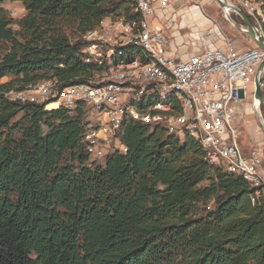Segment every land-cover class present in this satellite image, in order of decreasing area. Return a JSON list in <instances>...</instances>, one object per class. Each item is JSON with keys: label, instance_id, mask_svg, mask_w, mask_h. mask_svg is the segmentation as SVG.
I'll list each match as a JSON object with an SVG mask.
<instances>
[{"label": "trees", "instance_id": "obj_1", "mask_svg": "<svg viewBox=\"0 0 264 264\" xmlns=\"http://www.w3.org/2000/svg\"><path fill=\"white\" fill-rule=\"evenodd\" d=\"M5 1L24 12H0V264H264V185L210 164L197 140L125 119L115 138L126 152L99 163L85 151L97 124L84 105L5 98L106 71L84 61L83 36L104 19L138 18L133 1Z\"/></svg>", "mask_w": 264, "mask_h": 264}, {"label": "built area", "instance_id": "obj_2", "mask_svg": "<svg viewBox=\"0 0 264 264\" xmlns=\"http://www.w3.org/2000/svg\"><path fill=\"white\" fill-rule=\"evenodd\" d=\"M171 1L172 0H141L142 13L147 28V38H138L137 36L136 41H143L146 44H150L151 47H157V49L162 52L164 58L173 63L178 69L177 80H170V82L158 81L159 84L165 87L169 83H183L189 87L191 95L197 100L199 105L198 121H203V128H206V135L212 136L213 151H221V154H227V161H223L225 167L230 163L227 137H234L239 155V162H237L238 167L243 169L245 166H252L254 169L264 174V156L262 149L260 152L256 149H251L247 154L244 153L238 143V127L233 124V106L244 97L245 90L250 82H252L254 87V74L256 68L264 58V51L256 46L255 43L254 48L238 51L230 40L224 39L223 43L219 46L206 47L202 50L190 53L185 57L177 58L173 54L168 34L152 23L157 11L154 3H157L160 9L165 10ZM183 1L187 4L191 0ZM219 1H225L229 6L238 9L253 25L249 13L250 4L242 3V0ZM220 10L227 20L230 19L229 23L233 27L231 14L238 16L242 21L241 24H237V26L240 27L239 31L247 34L246 26L237 12L229 7H226L224 10L220 8ZM233 23L236 24L235 22ZM130 32L131 28L126 26H124V30H108V32L102 35V38H105V46H97V48H90V39H87L83 41V53L85 49H99L107 52V48H111L114 43L123 41L124 35H129ZM143 71H147V78L144 81H137V75H135L134 78H127L123 77L121 74L116 78L98 80L96 82L101 83V90H91L90 82L88 81L85 83L70 84L60 88L57 92L42 90V85L35 87L32 92H24V88H20L18 93L5 94V98L19 103L40 104L45 108L52 107V105L55 104L70 105L71 103H81L88 109V115L92 114V106H112V114L103 115L106 123L102 131H109L114 134L115 139L117 132L121 128V126H117V118L120 114H115V107H122V99L124 97H128L129 95H140V83L153 81V74L159 73L148 64H145V69ZM115 80L132 81V88H117L115 87ZM262 90L264 91V82L262 84ZM160 108L164 107L151 105L144 110H157L158 112ZM123 114H127V119L140 120L135 118V110L123 109ZM107 119H115V127H108ZM90 121L92 124L100 122L96 120L94 123L91 119ZM158 123H160L159 120L147 122V124L151 126L157 125ZM186 123H191V121L174 124L175 131H178V129H186ZM102 131H91L90 127L87 132L102 134ZM185 137L186 136H184V138ZM107 144L110 145L108 142ZM97 145L105 144L94 141V144L90 146L88 150H85L89 157L95 160L105 157L104 152H97ZM114 149H117L121 153L126 152V148L121 144L116 147L112 142L108 152Z\"/></svg>", "mask_w": 264, "mask_h": 264}, {"label": "bare ground", "instance_id": "obj_3", "mask_svg": "<svg viewBox=\"0 0 264 264\" xmlns=\"http://www.w3.org/2000/svg\"><path fill=\"white\" fill-rule=\"evenodd\" d=\"M137 10L139 17L136 19L124 20L104 19L100 26L91 30L83 36L84 40L90 39L89 42L98 43L105 46V38L102 35L108 30H124V26L131 28L129 35H124V40L119 43L112 44L111 48H107V52L101 50L96 52V57L91 59L84 57L86 63L94 62L98 65H106L107 69L100 76H95L90 79L91 90H101V83L98 80L116 78L122 75L127 78H134L137 75V81H144L147 78L145 64H148L152 69L159 73L153 74V81L141 82L139 86L140 95H129L122 99V107H115V114H120L117 118V126L127 119V114H123V109L135 110V118L144 120L160 121L159 124L165 126L169 133L179 137H191L199 142L202 150L205 153L206 160L213 165H223L224 169L231 174L240 176L243 180L253 187L264 185V174L254 169L252 166H245L240 169L237 165L239 162L238 148L235 144L234 137H227V147L229 151V161L225 167L223 161H227V154H221V151H213L212 136L206 135V128H203V121H198L199 105L197 100L191 95L189 87L183 83H169L167 86H162L158 81L170 82L177 80L178 69L173 63L165 59L162 52L157 47H151L143 41H136L138 38H147V28L145 26L144 15L142 13L141 0H132ZM242 3L250 4L249 13L255 30L263 38L264 43V0H242ZM135 49L141 51L140 54L134 52ZM42 85V90L49 92H57L60 88L68 86L62 85L55 78L44 79L39 82L29 83L24 87V92H32L37 86ZM117 88H132V81L115 80ZM19 90L10 91L6 94H15ZM10 100V99H9ZM148 105L146 103L149 101ZM16 102V101H15ZM78 103L55 104L52 107L45 109L58 108L60 106L67 109H74ZM144 104L145 107L139 109V105ZM151 105H156L164 108L160 110H144ZM255 108H258V101L254 102ZM93 110L104 112L105 115L112 114V106H92ZM109 127H115V119H108ZM186 123V129H178L175 131L174 124ZM86 138L94 141L95 133H87ZM259 195V189L256 190L255 196ZM255 198V197H254ZM251 198V201H254Z\"/></svg>", "mask_w": 264, "mask_h": 264}, {"label": "rangeland", "instance_id": "obj_4", "mask_svg": "<svg viewBox=\"0 0 264 264\" xmlns=\"http://www.w3.org/2000/svg\"><path fill=\"white\" fill-rule=\"evenodd\" d=\"M187 5L194 6L197 10L200 11L201 15L208 19L207 25L203 26L202 22L193 21L186 17L185 14L181 13L176 19V24H171L168 28V31L176 34V39H181V43H178L176 47L179 52L183 50L191 51L192 47H199L200 49L212 46L220 45L219 42L223 43V40L227 38L230 40L234 46L238 47V51H243L249 48H254L255 44L252 39L245 33L240 32L234 28L224 14L220 10L219 6L215 0H191L189 3L185 4L183 0H172L170 8L172 11L185 8ZM3 10V13L6 14L9 18L15 20L21 17L24 12V8L21 2L18 1H5L0 3V12ZM231 19L233 22L238 23L234 15L231 14ZM194 24H191L193 23ZM12 28H16L15 24L11 25ZM179 41V40H178ZM176 43V42H175ZM96 46H101L96 43L92 45L91 48H97ZM185 46L184 48H181ZM188 46V49H186ZM6 44L0 41V56L6 51ZM173 48L172 49H177ZM85 56L89 57L91 61L96 57V52L99 53L98 49H85ZM102 74L96 75L100 76ZM10 76H7L2 79L3 82L9 81ZM254 87L252 82L247 85L245 90L244 97L233 106V124L238 127V143L244 153H248L251 149H256L258 152L261 151L264 143V106L259 105L258 108H255L253 101V92ZM264 95V91L262 90ZM104 112L96 111L92 109V114L88 115L87 118L91 119L94 123L97 121L96 127L92 128L91 131H102L104 129V124L106 123ZM88 119V120H89ZM107 119V126L108 125ZM154 121V120H152ZM257 130L256 135L258 136V144L252 143L251 140L252 130ZM90 133V132H87ZM94 141H97L100 144L97 145V152H104L105 156L109 151L111 143L118 147V140L114 139V134L109 131H102V134H96ZM93 141V144H94ZM110 143L109 144H107ZM104 157L96 159V162H103ZM90 160H95L90 157Z\"/></svg>", "mask_w": 264, "mask_h": 264}, {"label": "crops", "instance_id": "obj_5", "mask_svg": "<svg viewBox=\"0 0 264 264\" xmlns=\"http://www.w3.org/2000/svg\"><path fill=\"white\" fill-rule=\"evenodd\" d=\"M172 2V1H171ZM171 4V3H170ZM170 4L167 6V8L165 10H162L158 7L157 3H154V6L156 7L157 11H156V15L155 17L153 18L152 20V23L153 25L161 28L165 33L168 34L169 38H170V41H171V46L173 48H177L176 45L178 43H181V39H176V34L173 33V32H170L168 31V28L171 26V24H175L177 25L175 22H176V19L178 17L179 14L183 13L186 15L187 18L193 20V21H199V22H202L203 23V26L207 25V22H208V19H205L199 10H197L194 6H189L187 5L185 8H182V9H179V10H175V11H172L171 8H170ZM186 4V3H185ZM191 24H194L191 23ZM208 26V25H207ZM227 39V38H225ZM179 40V41H178ZM224 41V40H223ZM176 42V43H175ZM219 44L221 45L222 42H219ZM219 46V45H218ZM185 46H182L181 48H184ZM188 49V46H186ZM237 47V46H236ZM185 49V48H184ZM237 49H239L237 47ZM199 50H202L200 49L199 47H192L191 51H186V50H183L182 52H179L178 51V48L177 49H172L173 51V54L177 57V58H182V57H185L186 55L190 54V53H193V52H196V51H199ZM239 50H242V49H239ZM252 135H251V140H249L250 142L252 143H256L258 144L259 142V139H258V136L256 135V132L257 130H252Z\"/></svg>", "mask_w": 264, "mask_h": 264}, {"label": "water", "instance_id": "obj_6", "mask_svg": "<svg viewBox=\"0 0 264 264\" xmlns=\"http://www.w3.org/2000/svg\"><path fill=\"white\" fill-rule=\"evenodd\" d=\"M216 2L222 10H224L226 7H229L230 9L234 10L235 12H237L240 15V17L242 18V20L246 26L248 36L254 41L256 46H258L259 48H261L264 51L263 38L254 29L250 20L242 12H240L238 9H236L232 6H229L225 1L216 0ZM232 24L234 25V27L237 30H240V27H238L233 22H232ZM263 82H264V58H263L262 62L258 65V67L256 68V71L254 74V81H253V83H254L253 101H255V100L258 101V104L262 105V106H264V95L262 94ZM262 152H263V156H264V143H263V147H262ZM263 169H264V160H263Z\"/></svg>", "mask_w": 264, "mask_h": 264}]
</instances>
